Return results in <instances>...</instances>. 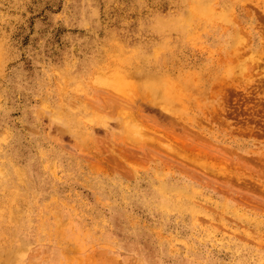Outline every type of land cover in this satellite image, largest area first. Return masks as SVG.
Returning a JSON list of instances; mask_svg holds the SVG:
<instances>
[{
  "label": "rangeland",
  "instance_id": "374dc122",
  "mask_svg": "<svg viewBox=\"0 0 264 264\" xmlns=\"http://www.w3.org/2000/svg\"><path fill=\"white\" fill-rule=\"evenodd\" d=\"M200 5L0 0V264H264V0Z\"/></svg>",
  "mask_w": 264,
  "mask_h": 264
},
{
  "label": "bare ground",
  "instance_id": "6f19581e",
  "mask_svg": "<svg viewBox=\"0 0 264 264\" xmlns=\"http://www.w3.org/2000/svg\"><path fill=\"white\" fill-rule=\"evenodd\" d=\"M201 1L202 0H197V2L199 3V8H200V10L201 11H198V13L200 14V15H203V17H210L211 15L209 14V9L207 8V7H205V6H202V5H200V3H201ZM241 33V32H240ZM240 37H241V34L239 35ZM239 37V38H240ZM242 38L243 37H241V40H242ZM235 40V39H234ZM240 40V41H241ZM239 41V40H238ZM237 41V42H238ZM242 42V41H241ZM238 43H240V42H238ZM238 43H236L238 46H236V47H241L240 46V44H238ZM234 49H236V48H234ZM237 50H239V49H236L235 51H237ZM235 53V52H234ZM161 88V90L163 89V87H160L159 86V89ZM7 184V183H6ZM7 246V245H6ZM2 248V247H1ZM2 250V249H1ZM7 250V249H6ZM9 252H11V251H9ZM10 254V253H9ZM8 255V254H7ZM1 257V256H0ZM10 257V255L8 256V258ZM9 260V259H8ZM11 260V259H10Z\"/></svg>",
  "mask_w": 264,
  "mask_h": 264
}]
</instances>
